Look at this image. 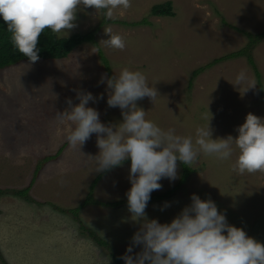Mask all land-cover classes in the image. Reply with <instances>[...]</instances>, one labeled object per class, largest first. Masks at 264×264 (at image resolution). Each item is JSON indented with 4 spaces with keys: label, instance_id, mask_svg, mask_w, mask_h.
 Segmentation results:
<instances>
[{
    "label": "rangeland",
    "instance_id": "rangeland-1",
    "mask_svg": "<svg viewBox=\"0 0 264 264\" xmlns=\"http://www.w3.org/2000/svg\"><path fill=\"white\" fill-rule=\"evenodd\" d=\"M167 1L172 2L174 16L151 13L154 5ZM115 15L113 20L119 22L101 25L103 12L95 16L94 9L80 11L77 26L61 35L87 32L100 24L97 45L82 44L61 60L20 62L0 70V264H105L110 250L80 232L79 224L120 256L138 228L127 220V203L114 205L127 200L130 161L97 181L93 198L107 204L79 208L101 174L94 171L95 161L89 156L99 151L96 135L81 148L73 147L66 139L68 125L55 119L56 111L68 107V98L78 103L77 89L103 94V99L89 104L98 109L102 122L122 120L119 108L108 107L106 85L99 83L108 72L98 48L109 61L111 76L128 67L142 71L155 85V102L145 97L137 104L146 118L165 130L173 128L195 139L196 128L205 126L212 115L213 138L235 137L247 113L264 117V37L250 48L262 89L245 55L222 59L249 43L240 30L264 32V0H132L130 8L118 9ZM105 27L125 37V49L104 45ZM242 70L256 83L246 92L245 86L233 85ZM237 154L234 150L231 158L218 160L201 153L187 165L192 172L185 184L163 199L149 201L148 217L170 222L196 193L214 200L229 223L264 242V172L240 174L233 167ZM177 164L178 178L163 179L162 188L151 196L177 185L183 163ZM31 184L28 200L14 194ZM165 202L170 206L164 208ZM71 209H79L77 218Z\"/></svg>",
    "mask_w": 264,
    "mask_h": 264
},
{
    "label": "clouds",
    "instance_id": "clouds-1",
    "mask_svg": "<svg viewBox=\"0 0 264 264\" xmlns=\"http://www.w3.org/2000/svg\"><path fill=\"white\" fill-rule=\"evenodd\" d=\"M131 4L132 0H0V16L7 23L14 47L30 62H36L38 40L45 29L58 37L68 35L77 26L80 11L91 8L95 16L103 12L104 19L113 20L116 10H126ZM104 32L106 47L125 49L124 36L111 27H105ZM99 83L106 85L108 107L121 110V121L102 122L98 109L89 104L103 99V94L94 96L77 89L78 103L68 98V107L56 111L55 119L60 125H68L66 139L73 147L81 148L96 135L99 151L89 155L95 161V172L104 173L130 161V187L125 193L127 220L138 228L120 257L124 264H264V242L229 223L226 212L219 210L210 197L202 199L193 193L191 203L170 222L161 223L146 212L151 194L162 188L161 181L178 178L177 162L191 165L201 153L227 160L236 150L233 167L240 174L264 172V117L249 112L235 129L238 135L213 138L211 115L205 126L196 128L193 139L146 118L137 101L148 97L154 103L159 92L142 71L124 67L110 77L102 74ZM233 85L245 86L246 92L256 83L242 70ZM169 206L168 202L163 205ZM105 264H111L110 256Z\"/></svg>",
    "mask_w": 264,
    "mask_h": 264
},
{
    "label": "trees",
    "instance_id": "trees-1",
    "mask_svg": "<svg viewBox=\"0 0 264 264\" xmlns=\"http://www.w3.org/2000/svg\"><path fill=\"white\" fill-rule=\"evenodd\" d=\"M151 13L156 16H169L172 17L174 16L173 12V6L172 2L167 1L164 3L156 4L151 8ZM106 19H103L100 22L102 25ZM144 21V20H143ZM142 22L136 23V25L143 24ZM112 22H119L117 20H112ZM146 22V21H145ZM144 22V23H145ZM225 23V22H224ZM98 25L97 27L87 31V32H77L72 34L71 36H59L55 33H52L50 29H45L43 33H41L39 40H38V48H40L39 52V59L36 62L39 61H51V60H61L64 58H67L78 46L85 44V43H92L94 45H97L96 43V34L101 27V25ZM240 32H243L244 35L247 36L249 39V43L241 50H238L236 52H232L230 54H227L226 56L222 57L227 59L231 57H238L241 55H245L248 59V62L251 64V66L254 69L255 76L258 80V86L260 89H262L261 85V77H260V72L258 71L256 64L252 58V55L250 54V48L252 45L256 43V41L260 40L261 38L264 37V32L262 34L254 35L249 32H245L240 30ZM98 55L103 63L105 69L108 72V76L110 77V64L106 56L104 55L103 51L98 48ZM20 62H30L27 57L23 56L13 45L12 40H11V34L7 30V23L3 21L2 16H0V70L4 69L5 67L16 65ZM214 62H218V59L214 60ZM213 63V62H212ZM203 70V68H201ZM198 70L194 71V74L197 73ZM60 152V150H59ZM58 152V153H59ZM58 155V154H57ZM57 155L51 156L46 158L45 161L55 159ZM182 175L177 183L176 186L173 188L169 189L167 192L164 194H157L151 196V200L153 199H163L170 194L174 193L177 189H179L183 184H185L187 178L189 177L190 173L192 172V169L189 168L187 165L182 164ZM105 173V172H104ZM104 173H101L98 175V177L94 180L93 184L91 185L90 190L88 191L85 199L83 202L80 204L79 208L81 209L82 207L89 205V204H107V203H102L95 198H93V190L94 187L97 183V181L102 177ZM32 184L28 186L27 188H24L22 190L15 191V195L18 197H22L24 199H29V191L31 188ZM121 203H127L126 201H119L116 202L114 205H120ZM77 210H69V213H71L75 218H77ZM79 231L82 233L87 234L90 238L93 239L99 246H103L105 248H108L110 250L109 256L111 257V260L114 264H124V261L120 258L121 256L115 252L110 244L104 240L103 238L99 237L96 235V233L93 230H90L87 228L85 225L82 223L79 224Z\"/></svg>",
    "mask_w": 264,
    "mask_h": 264
}]
</instances>
